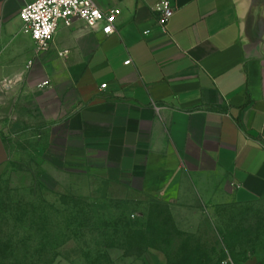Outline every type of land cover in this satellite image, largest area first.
<instances>
[{"label": "crops", "instance_id": "crops-1", "mask_svg": "<svg viewBox=\"0 0 264 264\" xmlns=\"http://www.w3.org/2000/svg\"><path fill=\"white\" fill-rule=\"evenodd\" d=\"M32 1L0 0V109L50 104L72 155L155 206V264H264V0H172L165 33L159 0H95L118 32L61 23L42 53Z\"/></svg>", "mask_w": 264, "mask_h": 264}, {"label": "rangeland", "instance_id": "rangeland-1", "mask_svg": "<svg viewBox=\"0 0 264 264\" xmlns=\"http://www.w3.org/2000/svg\"><path fill=\"white\" fill-rule=\"evenodd\" d=\"M49 106L15 94L0 109V264H155V206L72 155Z\"/></svg>", "mask_w": 264, "mask_h": 264}, {"label": "built area", "instance_id": "built-area-1", "mask_svg": "<svg viewBox=\"0 0 264 264\" xmlns=\"http://www.w3.org/2000/svg\"><path fill=\"white\" fill-rule=\"evenodd\" d=\"M174 12L172 0H159L156 7L157 26L162 32H167ZM120 13L119 8L102 10L95 0H34L23 7L20 18L24 32L31 36L36 51L42 53L50 48L61 23L72 26L75 20H81L88 28L111 35L118 32L116 23ZM149 33L150 30L145 31V34ZM48 86L50 82L47 80L41 84V87ZM220 264L234 263L225 258Z\"/></svg>", "mask_w": 264, "mask_h": 264}, {"label": "water", "instance_id": "water-1", "mask_svg": "<svg viewBox=\"0 0 264 264\" xmlns=\"http://www.w3.org/2000/svg\"><path fill=\"white\" fill-rule=\"evenodd\" d=\"M6 156V150L2 138L0 136V159Z\"/></svg>", "mask_w": 264, "mask_h": 264}]
</instances>
